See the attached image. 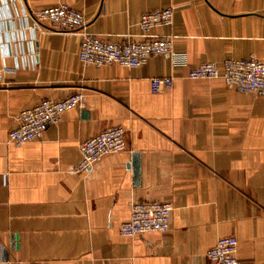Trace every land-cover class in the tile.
<instances>
[{"label":"crops","instance_id":"obj_1","mask_svg":"<svg viewBox=\"0 0 264 264\" xmlns=\"http://www.w3.org/2000/svg\"><path fill=\"white\" fill-rule=\"evenodd\" d=\"M61 2L113 42L141 40V15L172 6V24L151 34L172 38L185 65L84 64L78 32L30 15ZM0 26V264H210L228 235L242 264H264V98L187 77L201 62L264 59V0H0ZM163 76L171 87L152 93L150 78ZM77 90L81 108L8 142L22 109ZM110 126L126 148L71 172L79 143ZM133 201L170 203L169 229L121 235Z\"/></svg>","mask_w":264,"mask_h":264},{"label":"built area","instance_id":"obj_2","mask_svg":"<svg viewBox=\"0 0 264 264\" xmlns=\"http://www.w3.org/2000/svg\"><path fill=\"white\" fill-rule=\"evenodd\" d=\"M34 25L48 24L59 30L78 32V58L86 65L101 67L116 63L126 67H139L151 56H161L174 66L185 65L183 54L173 48L172 38L151 34L160 26L173 22V7L157 8L144 12L138 22L142 39L139 41L113 42L85 30L82 12L61 2L30 12ZM1 35V26H0ZM190 79L220 77L225 85L241 93H251L264 98V59L250 56L246 59L227 58L221 65L201 62L187 72ZM150 90L159 93L172 85V77L150 78ZM84 100L82 90L61 99L47 98L32 107L22 109L16 117V125L8 132V142L21 145L43 135L49 125L57 124L61 115L81 108ZM80 160L70 168L73 173H84L103 156L126 148L125 130L120 126L107 127L79 143ZM172 206L168 202L133 201L129 205V218L120 225L119 233L133 237L147 232H166ZM237 239L233 235L222 236L208 250L210 264H242L235 256Z\"/></svg>","mask_w":264,"mask_h":264},{"label":"water","instance_id":"obj_3","mask_svg":"<svg viewBox=\"0 0 264 264\" xmlns=\"http://www.w3.org/2000/svg\"><path fill=\"white\" fill-rule=\"evenodd\" d=\"M132 166L136 169L137 174L139 173V163H138V155L135 154L133 159H132Z\"/></svg>","mask_w":264,"mask_h":264}]
</instances>
